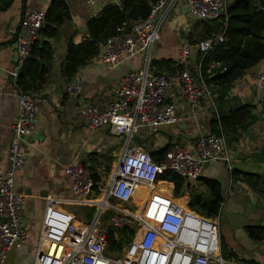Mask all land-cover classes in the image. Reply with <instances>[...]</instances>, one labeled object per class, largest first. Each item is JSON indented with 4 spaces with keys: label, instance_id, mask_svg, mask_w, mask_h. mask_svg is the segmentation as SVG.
I'll use <instances>...</instances> for the list:
<instances>
[{
    "label": "built area",
    "instance_id": "obj_1",
    "mask_svg": "<svg viewBox=\"0 0 264 264\" xmlns=\"http://www.w3.org/2000/svg\"><path fill=\"white\" fill-rule=\"evenodd\" d=\"M85 6L98 0H78ZM118 2L119 0H109ZM179 0H156L149 13L130 25L121 24L99 45L92 60L109 68L135 54L143 56L138 68L126 71L111 88L112 98L103 107L91 101L79 105V114L91 128L107 127L122 135L123 142L111 167L95 171L81 161L63 166L69 177L70 196L47 194L37 246L31 264H252L223 253L216 216L205 215L186 202L179 203L172 192L157 186L158 175L175 171L186 179H196L206 162L220 161L232 168L225 133L206 132L196 137L192 148L166 143L162 157L155 159L146 148L153 133L165 124L180 119L176 105L167 101L169 89L181 86L190 106H197L203 95L213 92L200 72V62L193 71V56L202 57L225 38L224 28L211 31L192 43L184 37L179 44L176 64L169 72L158 71L151 64L152 49L168 12ZM228 0H184L193 18L211 19L226 15ZM45 11L30 10L21 18L16 35L15 65L9 74L16 80L32 44L39 37ZM264 82V68L258 73ZM82 79L75 74L67 91H80ZM16 119L11 123L7 164L0 173V264L9 251L28 239L23 219L24 196L16 188V177L24 165L26 152L22 142L36 131L39 105L27 91L17 93ZM261 120L264 123V101ZM141 134L146 140L136 142ZM134 140V141H133ZM173 184V183H172ZM63 204L91 207L88 217H77ZM127 225L130 238L113 246L110 231ZM114 232L116 240L118 234ZM115 244V242H114ZM264 255V236L261 239Z\"/></svg>",
    "mask_w": 264,
    "mask_h": 264
},
{
    "label": "crops",
    "instance_id": "obj_2",
    "mask_svg": "<svg viewBox=\"0 0 264 264\" xmlns=\"http://www.w3.org/2000/svg\"><path fill=\"white\" fill-rule=\"evenodd\" d=\"M66 1L71 17L61 25L59 35L50 38L53 55L47 78L39 88L29 92L39 105L38 118L36 131L26 135L22 142L26 157L16 177V188L24 196L23 219L28 239L22 246L9 251L5 264L32 263L43 218L45 196H70L69 177L63 171L65 164L81 161L89 165L97 175H101L112 164L121 149L122 135L111 132L107 127L91 128L79 114L78 108L87 101L105 106L112 98L111 88L126 71L140 67L143 60L141 54H135L109 68L91 59L75 72L82 79L80 91H67L66 86L74 82L75 74L67 79L60 71L66 41L68 37H72L78 42L87 36V18L96 14L109 0H100L97 7L85 6L78 0ZM49 3L50 0H13L6 10L0 12V173L7 164L11 123L16 119L18 109L19 89L9 70L15 65V39L20 21L27 11H45ZM185 7L184 0H179L170 9L160 28L151 56V64L158 71L175 70L176 55L182 39L199 37L203 33L202 19L193 18ZM192 60L193 71L196 73L197 52ZM214 65L217 63L212 61L208 70ZM263 68L264 58L233 81L228 87L225 103V107L237 102L252 106L249 124L237 132H225V136L232 168L260 174L255 187L243 180L241 174L232 177V168L228 169L220 161L206 162L199 177L190 180L192 187L208 197L210 190L201 177L218 179L223 200L216 217L219 216L217 220L222 249L230 256L243 261L253 260L257 264H264L261 240L252 239L245 226L264 225V123L261 120L264 82L258 81V73ZM167 101L176 105L180 119L160 126L150 141L146 142V148L157 149L166 143L192 148L200 133L210 132V119L215 112L210 98L203 95L199 104L192 107L186 101L182 87L176 86L169 89ZM143 137L138 134L134 136V140L140 142L142 138L141 141H145L146 137ZM165 185L162 189L170 193L171 187L166 183ZM188 196L189 193L184 200L183 197H178L177 201L182 204L187 201ZM63 205L69 209L73 206Z\"/></svg>",
    "mask_w": 264,
    "mask_h": 264
},
{
    "label": "trees",
    "instance_id": "obj_3",
    "mask_svg": "<svg viewBox=\"0 0 264 264\" xmlns=\"http://www.w3.org/2000/svg\"><path fill=\"white\" fill-rule=\"evenodd\" d=\"M156 0H119L118 2H106L100 10L87 18V36L75 42L72 37L66 41V52L60 62V71L67 79H71L77 69L89 62L98 52L100 43L116 27L125 24L130 25L133 21L144 18L150 11L152 3ZM13 0H0V12L6 10ZM70 10L66 0H50L45 10V20L42 25L39 37L32 44L29 55L25 58L23 65L15 80L19 90L31 92L39 88L47 78L51 68L53 47L50 38L60 33L61 25L70 19ZM203 22V33L199 37L188 38L192 43L206 37L211 31L224 28V40L219 42L212 51H208L202 57L198 52L200 72L206 84L213 92V99L217 111L212 113L210 119V132L219 134L237 132L249 124L252 117L249 103L237 102L234 105L225 107L228 87L239 78L245 70L257 64L264 58V7L258 0H231L227 6L226 15L201 20ZM214 65L208 70L210 63ZM175 65L174 69H178ZM172 71V70H171ZM141 141V139L139 140ZM166 145L150 150L153 158L162 157ZM109 170V168H107ZM232 177L238 174L242 179L255 187L260 174L242 172L232 168ZM97 179L100 175L94 173ZM161 179L173 183V193L181 194L185 189L189 193L187 205L205 215L216 216L221 207L223 195L221 184L217 178L202 176L203 183L209 188L210 194L204 196L196 188L191 186L190 180L181 174L166 170L158 175ZM166 183L172 187V183ZM260 191V189H259ZM90 215L91 207H88ZM247 234L255 240H261L264 236V225L247 224ZM115 231L119 238L114 237ZM131 228L127 225L110 231V239L113 246H120L130 238ZM115 242V244H114ZM223 251V249H222ZM223 253H225L223 251ZM257 264L253 260L247 261Z\"/></svg>",
    "mask_w": 264,
    "mask_h": 264
},
{
    "label": "rangeland",
    "instance_id": "obj_4",
    "mask_svg": "<svg viewBox=\"0 0 264 264\" xmlns=\"http://www.w3.org/2000/svg\"><path fill=\"white\" fill-rule=\"evenodd\" d=\"M99 1L100 0H98V3L96 2V4L95 5H92L93 7H97V5L99 6ZM92 6H90V7H92ZM185 9H186V11L188 10V8L187 7H185ZM141 140H142V138H140ZM113 158V157H112ZM112 158H106L107 160L109 159L110 161L112 160ZM109 161V162H110ZM107 167V166H106ZM110 167H111V165H108V167L107 168H109L110 169ZM106 168V169H107ZM157 186L158 187H161V188H165V183H161V182H159L158 184H157ZM171 192H172V194L175 196V197H183V200L186 198V195H188V193H187V190H183L182 191V193L181 194H178V195H176V194H174L173 193V186L171 187ZM188 198H189V196H188ZM176 200H178V199H176ZM187 201H188V199H187ZM187 204V203H186ZM71 210L73 211V213L77 216V217H83V218H85V217H88L89 215H88V207L87 206H85V205H80V206H72V208H71ZM218 214H219V212H218ZM217 219H219V216H218V218Z\"/></svg>",
    "mask_w": 264,
    "mask_h": 264
},
{
    "label": "water",
    "instance_id": "obj_5",
    "mask_svg": "<svg viewBox=\"0 0 264 264\" xmlns=\"http://www.w3.org/2000/svg\"><path fill=\"white\" fill-rule=\"evenodd\" d=\"M260 5L264 7V0H258ZM150 150H153V149H150Z\"/></svg>",
    "mask_w": 264,
    "mask_h": 264
},
{
    "label": "bare ground",
    "instance_id": "obj_6",
    "mask_svg": "<svg viewBox=\"0 0 264 264\" xmlns=\"http://www.w3.org/2000/svg\"><path fill=\"white\" fill-rule=\"evenodd\" d=\"M160 181L157 182V184L159 183ZM163 182H167V181H163Z\"/></svg>",
    "mask_w": 264,
    "mask_h": 264
}]
</instances>
